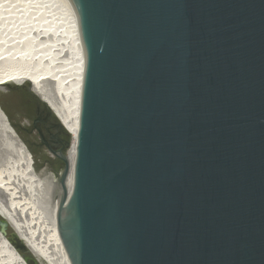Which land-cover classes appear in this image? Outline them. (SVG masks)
Masks as SVG:
<instances>
[{"label": "water", "instance_id": "1", "mask_svg": "<svg viewBox=\"0 0 264 264\" xmlns=\"http://www.w3.org/2000/svg\"><path fill=\"white\" fill-rule=\"evenodd\" d=\"M64 1L83 58L71 176V134L29 81L0 83V109L58 177L71 264H264V0Z\"/></svg>", "mask_w": 264, "mask_h": 264}, {"label": "bare ground", "instance_id": "2", "mask_svg": "<svg viewBox=\"0 0 264 264\" xmlns=\"http://www.w3.org/2000/svg\"><path fill=\"white\" fill-rule=\"evenodd\" d=\"M13 2H19L20 5L22 3V7L16 9L17 5L13 7ZM41 9L46 12L42 11L43 14H41ZM32 16L34 18L30 19ZM18 19H22V21L24 19V24L19 30L15 32L9 26L5 32H0V83L10 80L13 84L20 86L25 81H29L32 93L40 101L46 103V106L49 107L63 128L71 134L72 144L67 155L69 163L67 179L73 171L79 94L83 71V58L77 42L72 16L64 0H0V25L2 21L12 23ZM25 20L27 21L25 22ZM5 24L3 23V25ZM28 26L30 32H37V37L40 40L47 37H50L49 40H51L55 36H65L64 40L70 45L68 47H70L71 62L69 60V64H65V61L64 63L59 62L60 64L56 63L57 65L49 64L50 59H45L52 56L51 48L48 47L49 41L41 44L37 39L34 44H31L26 38L28 34H25ZM30 47L41 49L43 55L41 61H39L40 58L35 62H27L28 58L25 53L29 50V54H31L33 48L30 49ZM66 65L72 66L67 68ZM8 125L5 115L0 110V134H2L0 141L3 137L10 149L13 147L20 148L25 165H29L26 159V149ZM14 140L15 143L17 142L16 144L13 143ZM27 173L28 175L25 174L24 178H26L28 185L31 188L37 187L38 192L43 194V211L41 208L35 209L37 205L32 201L30 204L26 202L28 198L26 201L24 200L23 204L15 201L12 196L13 185L0 181V217L8 223L22 244L36 257L40 264H71L67 251L57 233L53 218L52 196L58 186V177L54 178V174L45 169L35 175L29 168ZM65 187L67 196H69L71 192L66 185ZM62 197L61 186V192L53 204L56 215H59V210L63 205ZM23 217L35 218L37 221L35 229H30L24 224ZM0 264H26L1 233Z\"/></svg>", "mask_w": 264, "mask_h": 264}, {"label": "rangeland", "instance_id": "3", "mask_svg": "<svg viewBox=\"0 0 264 264\" xmlns=\"http://www.w3.org/2000/svg\"><path fill=\"white\" fill-rule=\"evenodd\" d=\"M16 3H14V2L12 3V5H14L13 7H15V5H17L15 7L16 9H19L20 7H22V3H21V5H20L19 2H16ZM18 4H19V6H18ZM41 8L43 9V6ZM42 9H41V12H40L41 14H43V12L45 11V10L43 11ZM4 18H3V20H4ZM32 18H34V16H32L30 19H32ZM18 20H16L17 22L14 21L12 23H9V21L8 22H3L2 21V24L0 25V32H5V30L9 26H10L9 27L10 29H12L13 31L15 30V32H16L24 24V19H23V21H22V19H18ZM26 21L27 20H25V22ZM3 23L4 24L5 23H9L10 25L9 24L3 25ZM29 32H30V29H29V26H28L27 32L25 34H28V36L26 38H27V40H29V42H31V44H34L35 40H37V39L39 40V42H41V44L43 42L47 43V41H49L48 47L51 48L52 56L45 58L47 60H48V58L50 59L49 60V64L53 63V64L57 65L56 63L60 64L62 62L64 63V61H65V64H69V60L71 62V58H70L71 52L69 50L70 47H68L70 45L64 40L65 36H61V37L55 36L51 40H49L50 37L49 38L47 37L48 39L45 38L44 40H40L37 37V32L36 33L35 32H30L29 33ZM9 43H6V44H9ZM32 48L33 47H30V49H32ZM40 50H41L40 48L34 47L32 52H31V54H29V50L26 51L25 56L28 58L27 62H30V61H34L35 62V60H39L40 58L41 59L39 61H41L42 58H43V55L41 54ZM41 55H42V57H41ZM71 66L72 65H69V66L66 65L67 68L68 67L70 68ZM16 86H18V85H16ZM29 91L32 92L31 86L29 87ZM32 94L34 95V93H32ZM38 100H40V99H38ZM7 120H6V122H7ZM12 131H14V129ZM13 133H14V135L16 134L15 131ZM0 135H2V134H0ZM15 136L18 137L17 134ZM18 139H20V138L18 137ZM20 141H21V139H20ZM13 143H15V140L13 141ZM71 144H72V138H71L70 146L66 150L65 155H68V151L70 150ZM23 147L25 148L26 146H23ZM28 155H29V153L27 152V149H26V159H27V162L29 163L30 166L29 165H25V163L23 161V158H22V155H21V152H20V148L13 147V149H10L8 147L6 141L2 137V141H0V181H5L7 184L9 183L10 185H13L14 192H13L12 196H13L15 201L17 200L18 203L23 204L24 200L26 201V199L28 198V200L26 202H29V204H30V201H32L35 205H37V207H35V209H40L41 208V210L43 211V194L38 192L39 189L37 187L31 188L28 185V182H26L27 181L26 178H24L25 174L28 175L27 172H29V168H31L32 169V173L35 174L34 168L31 166V164H30V162L28 160ZM63 167L64 166H62L58 170V174L61 172ZM44 169L49 171L51 174H53V172L49 169V166L47 165V163H44L43 167L40 168L38 170L37 174H35V175H38ZM26 192H27V194H26ZM22 219H23L24 224H26L30 229H35L36 224H37L36 223L37 221H35V218H29L28 219L26 217H23Z\"/></svg>", "mask_w": 264, "mask_h": 264}, {"label": "trees", "instance_id": "4", "mask_svg": "<svg viewBox=\"0 0 264 264\" xmlns=\"http://www.w3.org/2000/svg\"><path fill=\"white\" fill-rule=\"evenodd\" d=\"M19 89H17V88H14V87H12L11 88V91L12 92H16V91H18ZM29 96L31 97V98H34L35 99V97L34 96H32L30 93H29ZM36 100V99H35ZM34 100V101H35ZM15 131H16V133L20 136V131H19V129H16V127H15ZM65 135H66V133H64ZM1 220V219H0ZM9 230V232H10V229H8ZM21 255H23L24 257H25V259H30V260H32L35 264H37L36 263V261L34 260V258L31 256V254L30 253H26V254H22L21 253Z\"/></svg>", "mask_w": 264, "mask_h": 264}, {"label": "flooded vegetation", "instance_id": "5", "mask_svg": "<svg viewBox=\"0 0 264 264\" xmlns=\"http://www.w3.org/2000/svg\"><path fill=\"white\" fill-rule=\"evenodd\" d=\"M53 139H55V135H54V137H53ZM48 147H50V149H54V151H56V152H58V151H60L62 148H63V146L61 145H56V144H50V143H47L46 144Z\"/></svg>", "mask_w": 264, "mask_h": 264}]
</instances>
